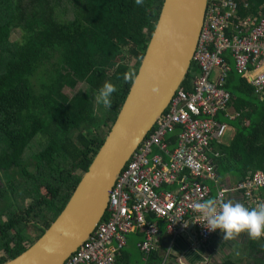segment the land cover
Returning a JSON list of instances; mask_svg holds the SVG:
<instances>
[{
  "label": "trees",
  "instance_id": "1",
  "mask_svg": "<svg viewBox=\"0 0 264 264\" xmlns=\"http://www.w3.org/2000/svg\"><path fill=\"white\" fill-rule=\"evenodd\" d=\"M163 1L0 0V264L27 250L66 206L115 122ZM226 1L240 18L264 12V0ZM256 74L251 67L243 75L231 70L224 85L235 135L218 146L216 166L230 186L264 171V94L258 98L250 85ZM106 81L117 88L107 109L96 102ZM177 135L167 136L170 150ZM144 260L161 261L158 251ZM115 262L134 263L125 250Z\"/></svg>",
  "mask_w": 264,
  "mask_h": 264
},
{
  "label": "built area",
  "instance_id": "2",
  "mask_svg": "<svg viewBox=\"0 0 264 264\" xmlns=\"http://www.w3.org/2000/svg\"><path fill=\"white\" fill-rule=\"evenodd\" d=\"M249 14L240 18L234 3L208 0L192 60L197 72L190 78L189 89L183 83L177 89L116 178L105 216L63 264H115V253L125 246L126 236L138 231L144 233L138 246L146 259L160 249L162 234L156 221L164 223L171 243L185 238L194 248L218 232L203 227L195 202L210 199L214 190L218 207L228 193L235 192L242 193L248 203L252 193L264 190L262 172L223 189L215 164L220 157L216 146L223 143L228 128L217 118L228 117L232 98L224 88L231 71L228 60L238 75L254 68L257 74L251 85L256 94L264 92V12ZM174 132L177 144L170 150L167 136ZM174 186L176 190H171ZM169 256L166 252L163 264Z\"/></svg>",
  "mask_w": 264,
  "mask_h": 264
},
{
  "label": "water",
  "instance_id": "3",
  "mask_svg": "<svg viewBox=\"0 0 264 264\" xmlns=\"http://www.w3.org/2000/svg\"><path fill=\"white\" fill-rule=\"evenodd\" d=\"M207 4L208 0L163 1L115 122L66 206L38 240L4 264H63L90 237L105 215L116 178L189 74ZM170 243L164 233L165 251ZM177 244L178 239L171 245Z\"/></svg>",
  "mask_w": 264,
  "mask_h": 264
},
{
  "label": "crops",
  "instance_id": "4",
  "mask_svg": "<svg viewBox=\"0 0 264 264\" xmlns=\"http://www.w3.org/2000/svg\"><path fill=\"white\" fill-rule=\"evenodd\" d=\"M254 15L257 16V14H255V13H254ZM228 65L230 66V69L234 71L232 60H228ZM250 85H251V81H250ZM263 94H264V92L262 94H260V95L257 94L258 98L262 99L263 98ZM230 106H229V108L227 110L228 117L225 118L224 116L221 115V116H219L217 118V120L219 122L226 123V125L228 126L227 130L229 129V127L230 128L233 127V125H230L229 121H232V120H234L236 118V115H230ZM230 117H231V119H230ZM227 130H226V133H227ZM226 133H225V135H226ZM234 135H235V128L233 129V134H232L231 140H232ZM224 138H225V136L223 137V144L222 145H228L231 140L229 142H225ZM255 172L264 173V171H261V170H257ZM251 174H253V173L247 174L244 177V179L239 181L237 184H239V183L243 182L244 180H246L248 177L251 176ZM220 181H221V184H220L221 187L222 186H228L229 188L231 187L230 186L231 180H230V177L228 175H225L222 178H220ZM207 184H209L211 187L213 186L212 182H207ZM232 186H234V185H232ZM171 190H176V186L172 187ZM263 191H264L263 189H260L257 192L252 193V195L254 197L248 203L244 201V198L241 195L242 193H237V192L233 193L231 198L228 197L227 201H231L232 200L233 202H240V203H242V204H244L245 206H248V207H255L257 204H259L257 198L260 199L264 203V200H263L264 198L262 197ZM212 194L213 195H212V197L210 199H215L216 196H215V191L214 190L212 191ZM156 223H157V226H158L161 234L163 235L164 233H166L165 232L164 223L161 222V221H156ZM140 232H142V231H140ZM242 234L247 235L246 232L239 233L240 236H243ZM162 235H161V238H162ZM236 235L232 239L224 240V239H222V234L219 231L215 235L216 238H214L212 242L209 241L208 243H206V245L205 244L198 245V246L192 248V250L185 246L186 244L188 245V243H189L188 240H186L185 238H183L184 241L181 242V244H179V245L177 244L176 246H174V245H171L172 243H170V246H169V248H167L166 251H165V249H163L162 244H160V249L158 250V252H159L161 261L159 263L155 262L154 264H163L165 256H166V252H170V256H169L168 260H166L165 264H223L224 260L221 261V262H217L216 258H219L222 249L227 248V247L229 248L230 245L233 248H238V245H237L236 241H238V243L241 244L242 239L238 238L239 237L238 234H236ZM262 237H264V236H262ZM262 237L259 238V240L261 242V245H259L258 248H251L250 246L252 245L251 242H253V239H251L248 236V238H249V240H248L249 249L258 252V254L259 253H263L264 252V243H263V238ZM143 238H144V233L143 232H142V237H139L136 232L128 234L126 236V244L120 250L129 251L131 253L132 261L134 262V263H131V264H146V262L144 260V255L140 251L139 246H138L139 243L142 242ZM113 244L115 245V243H113ZM240 244H239V247L241 246ZM234 245H237V247L234 246ZM120 250H118L115 253V259H116V254ZM132 251H135L136 254H132ZM205 251H207V252H205ZM154 252H157V251H154ZM203 252H205L206 255L203 254ZM152 253L150 255H152ZM240 254H242V255H239L238 257L230 258L228 260L233 259V261L236 264H244V259H248V257H246L248 255H245L244 253H240ZM139 261H140V263H139ZM115 264H116V262H115Z\"/></svg>",
  "mask_w": 264,
  "mask_h": 264
},
{
  "label": "clouds",
  "instance_id": "5",
  "mask_svg": "<svg viewBox=\"0 0 264 264\" xmlns=\"http://www.w3.org/2000/svg\"><path fill=\"white\" fill-rule=\"evenodd\" d=\"M143 2L144 0H135L137 5H141ZM129 79L130 77L125 75V82H128ZM116 91V86L113 83L106 81L102 87L97 90L96 102L98 104H102L106 109L111 108L112 95ZM222 144L218 146H221ZM140 145L138 146L137 150L139 149ZM218 146H216L217 149ZM218 180L221 184L219 177ZM222 187L223 189L229 188L228 186ZM232 194L233 193H228L226 200L222 202L219 207L217 206L216 201L213 199H208L203 202H195L193 204L194 210L199 213L204 221V223H202L203 227L208 231H215L218 229V232L220 231L222 234V239L224 240L232 239L236 234L241 232H246L251 239H259L264 236V203H260L255 207H248L240 202H233L232 200L227 201V198H231Z\"/></svg>",
  "mask_w": 264,
  "mask_h": 264
},
{
  "label": "rangeland",
  "instance_id": "6",
  "mask_svg": "<svg viewBox=\"0 0 264 264\" xmlns=\"http://www.w3.org/2000/svg\"><path fill=\"white\" fill-rule=\"evenodd\" d=\"M25 3H26V6L28 7L29 6L28 2L26 1ZM258 11H260V10H258ZM17 37H18L17 35L12 36V40H15ZM194 70H195L194 67H192L189 74L190 73L193 74ZM232 128L233 127H231V128L229 127V129L227 130V133H226L225 138H224L225 142H229L231 140V137L233 134V129H234V128L233 129ZM107 129H108L107 125L101 128V132L103 135L107 133ZM242 235L243 236L239 235V237H238V238L242 239L241 244L238 243V241H236L238 248H233L230 245L229 248L227 247V248L222 249L219 258H216L217 262H221L225 259H230L233 257H238L239 255H242L240 253H244L245 255H248V256H246V257H248V259H244V264H259L260 262H264V252L258 254V252L254 251V250H250L249 245H248V240H249L248 236L244 235V234H242ZM239 244L241 245L240 247H239ZM237 245H234V246L237 247ZM132 254H136L135 251H132ZM231 260H233V259H231Z\"/></svg>",
  "mask_w": 264,
  "mask_h": 264
},
{
  "label": "flooded vegetation",
  "instance_id": "7",
  "mask_svg": "<svg viewBox=\"0 0 264 264\" xmlns=\"http://www.w3.org/2000/svg\"><path fill=\"white\" fill-rule=\"evenodd\" d=\"M238 235H239V234H238ZM217 236H218V235H217ZM214 238H216V237H215V235H214V236H213V237H212L210 240H208V242H209V241H211V242H212ZM208 242H205L204 244L206 245V243H208ZM205 252H207V251H205ZM205 252H203V254H205V255H206V253H205Z\"/></svg>",
  "mask_w": 264,
  "mask_h": 264
}]
</instances>
